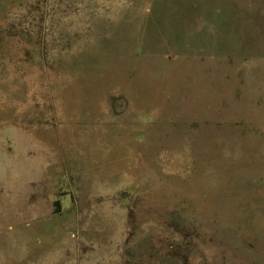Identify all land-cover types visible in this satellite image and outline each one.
Segmentation results:
<instances>
[{"label": "rangeland", "instance_id": "374dc122", "mask_svg": "<svg viewBox=\"0 0 264 264\" xmlns=\"http://www.w3.org/2000/svg\"><path fill=\"white\" fill-rule=\"evenodd\" d=\"M0 264H264V0H0Z\"/></svg>", "mask_w": 264, "mask_h": 264}]
</instances>
